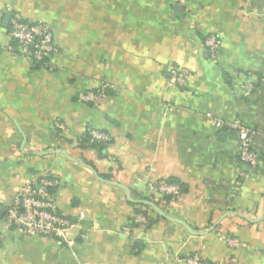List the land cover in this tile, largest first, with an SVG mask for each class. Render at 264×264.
Returning <instances> with one entry per match:
<instances>
[{
    "label": "crops",
    "instance_id": "obj_1",
    "mask_svg": "<svg viewBox=\"0 0 264 264\" xmlns=\"http://www.w3.org/2000/svg\"><path fill=\"white\" fill-rule=\"evenodd\" d=\"M13 13L48 25L50 69L9 50ZM174 65L190 71L183 87L170 81ZM103 82L99 102L78 99ZM208 114L250 130L258 160L246 178L236 133ZM88 130L110 137L102 156L78 146ZM42 176L57 182L50 191L74 224L73 245L7 223L17 189ZM163 179L181 184L176 198L150 190ZM136 208L153 222L127 233ZM193 255L264 264V0H0V264H186Z\"/></svg>",
    "mask_w": 264,
    "mask_h": 264
},
{
    "label": "built area",
    "instance_id": "obj_2",
    "mask_svg": "<svg viewBox=\"0 0 264 264\" xmlns=\"http://www.w3.org/2000/svg\"><path fill=\"white\" fill-rule=\"evenodd\" d=\"M178 4H183L186 0H174ZM8 35L14 42V46L9 50L14 55H22L32 63L43 64L48 69L51 68L50 57L56 52L52 34L48 25L43 21L27 22L17 13H13L8 22ZM203 45L211 53L215 54L219 49V40L214 34H208L203 39ZM190 71L182 66L174 65L170 70V81L172 84L183 87L187 84ZM107 83H101L97 88L80 92L78 99L85 103H97L104 96ZM251 84L244 82L241 85L242 96L246 97L251 91ZM209 123L218 130L233 131L237 135L239 150L238 159L246 165L247 170L241 173L242 178H246L249 171L256 165L258 155L252 148V135L250 130L239 120H224L208 114ZM57 128L62 125L57 123ZM92 138L102 141H109L110 137L106 133L89 130ZM57 184L56 180L42 176L37 183L26 181L20 186L12 198L10 205L5 209V218L9 226L17 228L23 234L29 236H40L52 238L59 244L67 246L73 245L74 241L67 238V232L74 224L60 213L55 205V198L50 191ZM150 190L161 197L170 196L176 198L180 194V186L176 183H166L163 180L149 184ZM79 214V218H83ZM133 224L146 225V218L141 214L132 216ZM134 227L127 225L124 231L129 233ZM227 243L232 247H239L241 244L236 239H227ZM186 264H208L197 255L188 256Z\"/></svg>",
    "mask_w": 264,
    "mask_h": 264
},
{
    "label": "trees",
    "instance_id": "obj_3",
    "mask_svg": "<svg viewBox=\"0 0 264 264\" xmlns=\"http://www.w3.org/2000/svg\"><path fill=\"white\" fill-rule=\"evenodd\" d=\"M78 146L80 148H86L87 146L93 149H96L98 151V153L100 154V156L103 155L105 149H106V145L109 143V141H102V140H97L92 138L91 134L89 133V130L84 134V136H82L81 138L78 139ZM164 182L166 183H176L180 186V192H181V184L178 183L177 181L173 180V179H163ZM142 200H147V201H151L153 202L155 205L160 206V201H155L152 199H148V198H141ZM160 199L162 201H168L170 200V196L168 195H163L160 197ZM147 208V206H145ZM134 214H141L143 216H145L146 218V225H150L153 222L152 217L148 214L147 209H139L136 208L134 211ZM128 225H131L132 227L137 226V224H133L132 222V218L129 220Z\"/></svg>",
    "mask_w": 264,
    "mask_h": 264
},
{
    "label": "water",
    "instance_id": "obj_4",
    "mask_svg": "<svg viewBox=\"0 0 264 264\" xmlns=\"http://www.w3.org/2000/svg\"><path fill=\"white\" fill-rule=\"evenodd\" d=\"M180 7V6H179ZM115 185H118L116 183H113ZM119 186V185H118ZM126 192H127V197H128V200L134 202V203H138V204H143L145 206H148L150 207L158 216L162 217V218H165V219H168L170 221H173V222H176V223H179L180 225H182L189 233L191 234H202L201 232H195L193 231L185 222H183L182 220L178 219V218H175V217H172L170 215H168L167 213L163 212L158 206H156L153 202L151 201H147V200H134V199H131L130 198V194L128 192V190L126 189Z\"/></svg>",
    "mask_w": 264,
    "mask_h": 264
}]
</instances>
